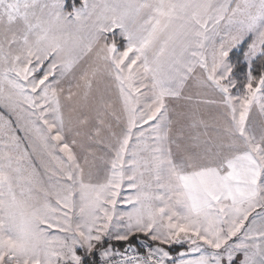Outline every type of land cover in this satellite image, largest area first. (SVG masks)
Instances as JSON below:
<instances>
[{
  "label": "snow or ice",
  "instance_id": "obj_1",
  "mask_svg": "<svg viewBox=\"0 0 264 264\" xmlns=\"http://www.w3.org/2000/svg\"><path fill=\"white\" fill-rule=\"evenodd\" d=\"M0 264H264V0H0Z\"/></svg>",
  "mask_w": 264,
  "mask_h": 264
}]
</instances>
